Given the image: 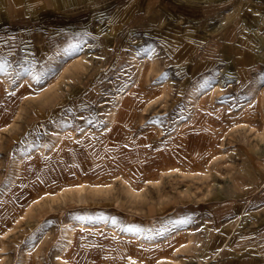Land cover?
<instances>
[{
  "label": "rangeland",
  "instance_id": "obj_1",
  "mask_svg": "<svg viewBox=\"0 0 264 264\" xmlns=\"http://www.w3.org/2000/svg\"><path fill=\"white\" fill-rule=\"evenodd\" d=\"M240 2L221 21V1L179 16L177 0H0V231L12 228L0 264H64L74 224V264H259L264 224L250 218L264 217V98L262 118L247 103L264 84V17L249 30L243 18L264 5ZM173 146L196 162L170 158ZM63 151L67 182L89 183L82 196L44 195L14 217L59 180Z\"/></svg>",
  "mask_w": 264,
  "mask_h": 264
},
{
  "label": "bare ground",
  "instance_id": "obj_2",
  "mask_svg": "<svg viewBox=\"0 0 264 264\" xmlns=\"http://www.w3.org/2000/svg\"><path fill=\"white\" fill-rule=\"evenodd\" d=\"M170 1V0H169ZM196 1H198V0H196ZM79 2V1H78ZM170 3V2H169ZM148 4V3H147ZM58 5V4H57ZM71 7V6H70ZM255 8V7H254ZM243 9V8H242ZM247 10H248V8H247ZM250 11H251V9H250ZM251 12H253V11H251ZM260 13V12H259ZM134 14V13H133ZM176 14V13H175ZM252 14V13H251ZM261 15V14H260ZM1 16L2 15H0V19H1ZM253 16V15H252ZM259 16V15H258ZM254 17V16H253ZM259 17H262V15L261 16H259ZM230 18V15H228V16H222V18H221V21H225V20H228ZM249 18V17H248ZM256 19V18H255ZM231 29H233V28H230V31L229 32H227V33H229V35L227 34L226 35V37L224 38V41H229L230 40V42L232 41V39H233V32L231 31ZM198 31V30H197ZM102 32V31H101ZM184 32V31H183ZM177 33V32H176ZM196 33H198V32H196ZM113 34V33H112ZM187 34V33H186ZM180 35V34H179ZM257 35V34H256ZM167 36V35H166ZM176 36V35H175ZM174 36V37H175ZM173 37V38H174ZM181 37H183V36H181ZM192 37V36H191ZM264 38V37H263ZM258 39H260V38H258ZM176 40V39H175ZM180 40V39H179ZM261 40V39H260ZM177 41H178V38H177ZM181 41V40H180ZM191 41V40H190ZM192 41H193V43H191L190 44V46L192 47V49H194L195 50V45H197V43L199 42V41H201V38L199 39V38H196V37H193L192 38ZM182 42V41H181ZM37 45V44H36ZM226 47H227V45H226ZM166 49V48H165ZM44 50V49H43ZM226 51L227 52H229V53H231L232 55L235 53L234 52V49L232 48V46L231 45H229V47L228 48H226ZM225 52V51H224ZM227 52H225V54H227ZM231 56V55H230ZM233 57V56H232ZM234 58V57H233ZM232 58V59H233ZM231 59V58H230ZM231 61V60H230ZM236 63H238V64H240V65H242V67H244V63H242L241 61L239 62V61H235ZM235 63V64H236ZM239 67V66H238ZM240 70V69H239ZM234 71V70H233ZM237 73H239V72H236V74ZM247 74V73H246ZM231 77V76H230ZM234 77V76H233ZM242 79V78H241ZM52 83V82H51ZM209 84V83H208ZM52 85V84H51ZM49 87V86H48ZM217 89V88H216ZM253 89L254 90H251V92H253V95H251L252 97H251V100H249V103H247V104H249L251 107V109H255V107H257V113H256V115L258 116H260L261 118H262V111L263 110H261L262 108H261V106H259L258 105V102H259V100H261L262 98H264V84H258V85H256V86H254L253 87ZM203 90V89H202ZM206 90H204L203 92H205ZM196 93H198V91L196 92ZM196 93H194V95L196 94ZM192 97H194L193 96V94L191 95ZM203 97H204V94L202 93H200V94H198L197 96H196V102L199 104V103H201L202 102V100H203ZM206 97V96H205ZM247 97V96H246ZM190 100H191V98H190ZM194 100V99H193ZM204 100H205V98H204ZM258 101V102H257ZM137 102V101H136ZM247 102V101H246ZM260 102H262V101H260ZM196 104V103H195ZM246 104V103H245ZM262 104V103H261ZM257 105V106H256ZM248 106V105H247ZM22 107V106H21ZM246 107V106H245ZM19 108V107H18ZM20 113V112H19ZM251 113V112H250ZM253 113V112H252ZM131 114V113H130ZM255 114V113H254ZM15 115V114H14ZM255 115V116H256ZM117 118V117H116ZM116 118H115V116L113 115V116H111V123L112 122H114L115 120H116ZM258 118V117H257ZM260 119V118H259ZM258 119V120H259ZM261 121V120H260ZM259 121V122H260ZM255 122H256V120H255ZM257 123V122H256ZM261 124H264V123H261ZM208 125V124H207ZM5 126H7V124L5 125ZM211 126V125H210ZM250 127V126H249ZM3 128V127H2ZM253 128H255L254 126H253ZM252 128V129H253ZM260 128H262V127H260ZM1 129V128H0ZM212 129V128H211ZM3 130H4V128H3ZM262 130V129H261ZM2 131V130H1ZM201 131V130H200ZM257 131V130H256ZM261 133H262V131H261ZM257 135V134H256ZM66 137V136H65ZM68 137V136H67ZM85 137V136H84ZM188 137V136H187ZM63 138V136L61 135L58 139H56V143L54 144V147L56 146V144H59L60 142H62V139ZM262 140H264V139H262ZM76 142V141H75ZM221 142V141H220ZM205 145V144H204ZM218 145V144H217ZM191 147L192 146V144H191V146L190 145H187V147ZM221 146V145H220ZM105 147V146H104ZM187 147H186V150H184V152H182L181 150H179V148L177 147V146H173V148L171 147V149L169 150V154H168V156L171 158V157H175L176 159H178V160H181V161H184L185 162V159H186V161L188 162V160H189V158H191V161H193V162H196V159H193V157H192V155H191V150H189V151H187ZM36 148V147H35ZM175 151H174V150ZM35 150V149H34ZM33 150V151H34ZM51 150V149H50ZM72 150H73V148H72ZM59 151H60V149H59ZM58 151V152H59ZM105 151V150H104ZM261 151V150H260ZM44 152V151H43ZM57 152V153H58ZM203 153V152H202ZM26 155V154H25ZM33 155V154H32ZM66 156H67V154H66ZM69 156H74V154L72 153V155H70L69 154ZM20 157V156H19ZM63 158V159H62ZM65 158V155H64V151H63V153L62 154H60L59 156H58V154H56L55 155V158L53 159V167L57 170V172H58V181H56L52 186H50L49 187V189H47V190H45V191H43L40 195H36V194H34V195H32V197L30 198L29 197V199H28V202L26 203V205L24 206V202H23V205H22V203H21V206H20V210H21V213H18V214H16V215H14L13 214V216L14 217H19V218H21V217H24L27 213H29V212H31L33 209H34V207L35 206H37L38 204L40 205V200H41V198H42V196H44V195H46V196H49V197H62V198H65V197H68V196H73V195H78V196H82V194H83V192L86 190V185H88L89 183L87 182H81V183H68L67 182V178L64 176V174L66 173V170L64 169L65 168V162H66V160L64 159ZM250 159H249V162H251V164H252V167H254V161H253V159L251 158V157H249ZM19 159V158H18ZM17 159V160H18ZM62 159V160H61ZM145 160V159H144ZM24 161H25V159H24ZM72 161H73V158H72ZM167 161V162H166ZM85 162H87V161H85ZM146 162V161H145ZM170 162V160L169 159H166L165 160V166H167V164ZM17 163V162H16ZM24 163V162H23ZM76 163V162H75ZM137 163V162H136ZM83 164V163H82ZM179 164V163H178ZM24 165V164H23ZM81 165V164H80ZM132 165V164H131ZM84 166V165H83ZM180 166V165H179ZM178 166V167H179ZM210 166V165H209ZM84 167H86L87 168V164H86V166H84ZM211 167V166H210ZM180 168V167H179ZM178 168V170L179 171H181V172H183V170H181V169H179ZM81 169V168H80ZM176 169V168H175ZM211 169V168H210ZM203 170V169H202ZM201 170V171H202ZM144 171V170H143ZM204 171H205V169H204ZM209 171V170H208ZM211 171V170H210ZM209 171V172H210ZM175 172V171H174ZM173 172V173H174ZM188 172V171H187ZM206 173H208L207 171H205ZM146 173V172H145ZM173 175V174H172ZM171 175V176H172ZM178 175V174H177ZM184 175H186V174H184ZM187 175H189V174H187ZM186 175V177H188ZM193 175H195L194 173H193ZM258 175H260V176H263L262 174H261V172H259L258 173ZM64 176V177H63ZM117 176H118V174H117ZM182 176H183V174H182ZM112 177V176H111ZM161 177V176H160ZM170 177V176H169ZM181 177V176H180ZM197 177V176H196ZM202 177V176H201ZM165 178H166V176H165ZM262 178V177H261ZM18 179V178H17ZM48 179V178H47ZM81 179V178H80ZM111 179H113V178H111ZM122 179V178H121ZM125 179V178H124ZM150 179V178H149ZM158 179H160V178H158ZM185 179V178H184ZM118 181H119V179H118ZM43 182V181H42ZM113 182H114V180H113ZM122 182V181H121ZM125 182L126 183H128V182H130V183H128L129 185H131L132 186V183H131V180H125ZM143 182H145V183H143V184H148L149 182L151 183V180H145V181H143ZM157 182V184L159 183V181H156ZM162 182V181H161ZM112 183V180H111V182H110V184ZM115 183V182H114ZM154 183V182H153ZM97 184V183H96ZM95 184V185H96ZM137 184V182H135L133 185H136ZM160 184V183H159ZM144 185V186H145ZM151 185V184H150ZM247 186V185H246ZM95 187V186H94ZM100 187V186H99ZM102 187V186H101ZM130 187V186H129ZM133 187V186H132ZM136 187V186H135ZM140 187V186H139ZM138 187V188H139ZM150 187V186H149ZM152 187V186H151ZM150 187V188H151ZM104 188V187H103ZM108 188V187H107ZM106 188V189H107ZM131 188V187H130ZM137 188V187H136ZM140 188H142V187H140ZM157 188V187H156ZM100 189V188H99ZM6 190V189H5ZM98 190V189H97ZM105 189H103V191H104ZM138 190V189H137ZM141 190V189H140ZM88 191V190H87ZM89 191H92V190H89ZM147 191V190H146ZM150 191V190H149ZM94 192V191H93ZM142 192V191H141ZM87 193V192H86ZM94 193H96V192H94ZM93 193V195H96V194H94ZM98 193H100L99 191H98ZM139 196H141V195H139ZM143 196V195H142ZM69 199H70V197H68ZM87 198H88V196H87ZM44 199V198H43ZM58 200V199H57ZM68 200V199H67ZM71 200V199H70ZM85 200V199H84ZM47 201V200H46ZM54 201V200H53ZM56 201V200H55ZM54 201V202H55ZM87 201V200H86ZM49 202V201H48ZM53 202V203H54ZM2 203V202H1ZM52 203V202H51ZM57 203V202H56ZM62 203V202H61ZM60 203V204H61ZM75 203V202H74ZM78 203V202H77ZM44 204V203H43ZM48 204V203H47ZM19 205V204H18ZM6 209V208H5ZM4 209V210H5ZM39 210V209H38ZM35 211V210H34ZM20 212V211H19ZM1 213V212H0ZM4 214L6 213L7 214V212H6V210L3 212ZM245 214V213H244ZM1 215H3V214H0V216ZM34 217V216H33ZM239 218H241L242 217V215H239L238 216ZM18 220V219H17ZM22 220V219H21ZM29 220V219H28ZM7 222V221H6ZM83 224V223H82ZM5 226V225H4ZM11 231H12V228L11 227H7V228H3V229H1V231H0V240L1 241H3L4 239H6L10 234H11ZM76 234H77V231H76V227H75V224L74 225H70L67 229H66V231H65V244H63V249L59 252V253H57L56 255H57V258H58V261H60V262H63L64 264H74V262H73V257L75 256L74 254H73V252L75 251V249H74V247H75V245H76V243H77V241H76ZM173 236V235H172ZM171 236V237H172ZM165 239H167V238H165ZM81 241H82V239H81ZM170 241V240H169ZM156 242V240H155V238L153 237L152 239H151V241H150V243H155ZM188 242H190V243H188V244H190V245H196V244H198V242H195V240H193V239H191L190 241H188ZM61 246H62V244H61ZM33 248V247H32ZM83 249V248H82ZM58 250V249H57ZM56 250V251H57ZM84 250V249H83ZM32 252V251H31ZM32 256V253H29V251L26 253V257L27 258H30ZM25 257V258H26ZM54 257H56L55 255H54ZM79 257H80V259H82V260H84V259H86L87 258V250L86 251H84L83 253L81 252L80 253V255H79ZM56 258V259H57ZM76 259V258H75ZM79 259V260H80ZM27 260V259H26ZM126 261H127V264H133V261L135 262L136 260L135 259H133V258H127L126 259ZM162 262H159L158 264H182L181 262H180V260L178 259V258H175V259H172V258H168V259H166L165 261L164 260H161ZM57 262V261H56ZM62 264V263H61ZM76 264H77V262H76ZM135 264H141L140 262H135Z\"/></svg>",
  "mask_w": 264,
  "mask_h": 264
},
{
  "label": "crops",
  "instance_id": "obj_3",
  "mask_svg": "<svg viewBox=\"0 0 264 264\" xmlns=\"http://www.w3.org/2000/svg\"><path fill=\"white\" fill-rule=\"evenodd\" d=\"M170 2L171 4H172V2L174 1V0H162V3L163 2ZM181 5L180 6H178V5H174V7H175V9H176V14L175 15H181V14H183V13H187V12H189L188 13V15L189 14H191V13H196V9L198 10V9H200V6H199V4L200 3H202V2H206V3H211V4H214V3H216V2H218V1H221L222 2V4H221V6L219 5V7L221 8L220 9V11L217 13V14H215L214 16H213V18H215V17H217V18H222V16L224 17V16H228V15H230V17H231V14H233L234 12H235V10L237 9V8H239V6L242 4L241 2H240V0H198V1H196V0H177ZM260 4H263L264 5V0H257ZM186 4L187 5H191V7H193L192 9H191V7L190 6H186ZM178 6V7H177ZM185 9H184V8ZM226 7H231V9H233L234 11H230V12H228V13H226V14H224V15H222L221 14V11H225L224 9L226 8ZM247 7H250L251 8V11H253V12H251L250 10H247V14H245V17L243 18V23H244V29L245 30H249V26L251 25L250 23H251V21H252V19H254L255 20V18L256 19H258L257 17H258V15L259 16H261L262 15V17H264V12H263V14H261L262 13V11H263V9H257V8H254V7H251V6H247ZM191 11H193V12H191ZM260 12V13H259ZM252 13V14H251ZM261 14V15H260ZM175 15H171V18H173ZM254 16V18H253V16ZM249 17V18H248ZM261 17V18H262ZM184 20H188L190 23H192L193 25H195L196 27H197V29H199L198 28V24L197 23H199V22H197V20H196V18H195V16H185L184 18H183ZM194 20H196L195 21V24H194ZM231 31L233 32V29H231ZM255 32V31H254ZM253 32V33H254ZM234 33V32H233ZM229 35V33H225L224 35H223V38H225L226 37V35ZM230 36V35H229ZM233 36H234V34H233ZM255 36H257L256 35V33H255ZM260 37V36H259ZM264 36H262V37H260L261 39L263 38ZM233 40V39H232ZM39 42H40V39H39ZM228 44H226V45H229V44H231V43H229L230 42V40L229 41H226ZM198 46H200L199 44H197V45H195V49L197 50V48H198ZM224 54V56L226 57V58H228L229 57V61H228V64H230L231 62H234L233 61V59H232V57L231 56H229L228 54L226 55L225 53H223ZM231 58V59H230ZM231 60V61H230ZM235 61H236V59H235ZM235 64V62L234 63H232L231 65L233 66ZM24 205H26V202H24ZM20 213H21V210H20ZM251 220V222L253 223V224H255V223H257V224H264V217H251L250 218ZM263 228V227H262ZM221 236H224V234H221ZM214 237V236H213ZM264 250V249H263ZM253 261L254 262H257V263H259V264H264V256L263 257H260L259 259H253Z\"/></svg>",
  "mask_w": 264,
  "mask_h": 264
},
{
  "label": "snow or ice",
  "instance_id": "obj_4",
  "mask_svg": "<svg viewBox=\"0 0 264 264\" xmlns=\"http://www.w3.org/2000/svg\"><path fill=\"white\" fill-rule=\"evenodd\" d=\"M129 231H131V229H129ZM133 264H135V262L133 261Z\"/></svg>",
  "mask_w": 264,
  "mask_h": 264
}]
</instances>
